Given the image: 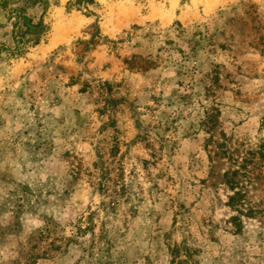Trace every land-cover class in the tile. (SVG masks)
<instances>
[{"label": "rangeland", "instance_id": "374dc122", "mask_svg": "<svg viewBox=\"0 0 264 264\" xmlns=\"http://www.w3.org/2000/svg\"><path fill=\"white\" fill-rule=\"evenodd\" d=\"M263 118L264 0H0V264H264Z\"/></svg>", "mask_w": 264, "mask_h": 264}, {"label": "trees", "instance_id": "16d2710c", "mask_svg": "<svg viewBox=\"0 0 264 264\" xmlns=\"http://www.w3.org/2000/svg\"><path fill=\"white\" fill-rule=\"evenodd\" d=\"M204 125L207 127V131L211 133V139L214 140V128L217 126L216 118L210 115V117L205 120ZM216 143L217 147L220 149L219 156L226 158L230 162V168L225 173V183L232 191V194L229 196L230 207L237 211L238 214H245L247 216L254 215L257 208L248 206L247 201H245L246 192L244 188H242L243 182L241 176L245 177L250 175L252 171L248 170L249 164L253 163L255 158H258L261 163H264V142L259 145L258 149L248 150L246 152L247 155L243 158H240L236 150L232 149L230 139L225 134L223 141ZM246 206H248V208ZM233 222L238 230L242 229L239 216L233 217Z\"/></svg>", "mask_w": 264, "mask_h": 264}, {"label": "bare ground", "instance_id": "6f19581e", "mask_svg": "<svg viewBox=\"0 0 264 264\" xmlns=\"http://www.w3.org/2000/svg\"><path fill=\"white\" fill-rule=\"evenodd\" d=\"M172 4L175 5L176 3V0H171Z\"/></svg>", "mask_w": 264, "mask_h": 264}]
</instances>
